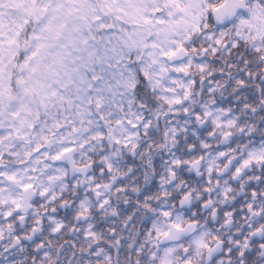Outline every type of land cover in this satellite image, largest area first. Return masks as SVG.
<instances>
[{
    "label": "snow or ice",
    "instance_id": "obj_1",
    "mask_svg": "<svg viewBox=\"0 0 264 264\" xmlns=\"http://www.w3.org/2000/svg\"><path fill=\"white\" fill-rule=\"evenodd\" d=\"M0 264H264V0H0Z\"/></svg>",
    "mask_w": 264,
    "mask_h": 264
},
{
    "label": "flooded vegetation",
    "instance_id": "obj_2",
    "mask_svg": "<svg viewBox=\"0 0 264 264\" xmlns=\"http://www.w3.org/2000/svg\"><path fill=\"white\" fill-rule=\"evenodd\" d=\"M67 239V238H66Z\"/></svg>",
    "mask_w": 264,
    "mask_h": 264
}]
</instances>
